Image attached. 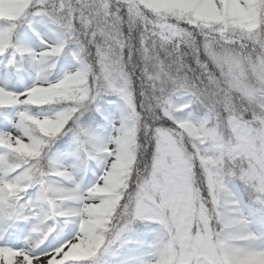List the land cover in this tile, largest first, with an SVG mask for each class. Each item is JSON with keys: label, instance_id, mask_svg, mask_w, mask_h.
Returning a JSON list of instances; mask_svg holds the SVG:
<instances>
[{"label": "snow or ice", "instance_id": "snow-or-ice-1", "mask_svg": "<svg viewBox=\"0 0 264 264\" xmlns=\"http://www.w3.org/2000/svg\"><path fill=\"white\" fill-rule=\"evenodd\" d=\"M0 264H264V0H0Z\"/></svg>", "mask_w": 264, "mask_h": 264}]
</instances>
